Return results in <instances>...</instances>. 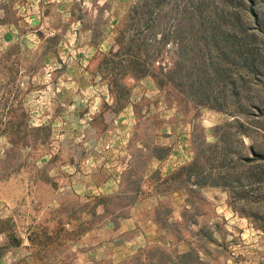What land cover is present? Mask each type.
Segmentation results:
<instances>
[{
  "label": "rangeland",
  "instance_id": "1",
  "mask_svg": "<svg viewBox=\"0 0 264 264\" xmlns=\"http://www.w3.org/2000/svg\"><path fill=\"white\" fill-rule=\"evenodd\" d=\"M146 1V37L162 40L165 72L180 62L179 83L128 75L114 103L106 68L142 0H0V264H264V0ZM188 69L209 78L193 88L219 111L190 99ZM216 134L260 185L160 193L172 171L157 156L190 162ZM151 195L140 232L117 231ZM42 231L51 240L34 247L27 237ZM135 231L145 241L125 250ZM191 250L197 260L178 258Z\"/></svg>",
  "mask_w": 264,
  "mask_h": 264
},
{
  "label": "trees",
  "instance_id": "2",
  "mask_svg": "<svg viewBox=\"0 0 264 264\" xmlns=\"http://www.w3.org/2000/svg\"><path fill=\"white\" fill-rule=\"evenodd\" d=\"M158 4L159 2L157 3V6ZM150 6V2L142 0V2L132 9L130 12V16H132L133 20L131 26H137L138 29L135 30V34H133L131 38L127 39L125 38L127 32L124 30L121 33L123 38L120 43V53L116 56L119 61L110 68H106V75L109 78L107 79V87L113 100H115L114 103H117V97L113 87L119 89V92H117L118 95L126 96L129 94V89L126 88L125 85L120 84V80L128 75L136 80L149 76L161 89L169 83L174 84L175 86L179 83L182 69L180 62L175 61L173 70L165 72V66L160 58L161 49L164 45L162 44V40H159L156 45H154L146 37V34H148L149 31V17L153 13L152 10L150 11ZM158 13L161 15L160 11H158ZM159 18H161V16ZM193 73L194 71L192 69H188L185 74H182L184 76L182 78L190 83V89L187 93L190 99L197 107L219 111V107L213 106L210 103V91H200L193 88L195 82H205L204 80L208 81L209 78L206 76L195 78ZM220 76L222 78V74ZM177 93L179 94L180 92ZM126 102H128V96L126 97ZM13 112V110L10 111L11 114ZM22 115L27 116L25 112H23ZM6 125L8 128L13 127L16 130L19 128V124L14 125L11 120L8 121ZM225 126H229V124H225ZM218 128H216V130ZM214 138L215 142L213 143H206L204 141L200 142L199 149L195 151L194 158L190 162L180 166L160 180V185L166 187V190L160 191V193L168 194L183 190L188 194H192L201 191L203 188H220L227 193H231L233 191L242 190V188L246 186L245 184L249 185L250 179H253L255 183L260 185V173L252 174L250 171L245 173V175L243 172H235V169L238 166L242 167L245 165L244 162H250V158L231 154L228 143L222 136L216 134ZM247 150L254 159L260 158V153L254 150V146H248ZM161 158L163 157L157 156V159ZM247 165L251 170V166L249 164ZM99 200H101L99 202L103 205L104 211L106 212V201L104 198H100ZM132 204L133 203L130 205ZM159 208H156L154 211L156 213L157 211L159 212ZM154 221L156 222L157 219ZM9 239H12L11 246L21 245L22 240L20 238L13 239L10 237ZM27 239L34 247L40 246L41 248L46 245L45 243L47 241L51 240L49 237L45 236L44 231L34 236H28ZM159 252L161 254L165 253L162 250H159ZM192 255L193 252L191 250L190 252L179 255L178 258H192L193 260H197L198 256L192 257ZM122 264H125V262ZM159 264L163 263L160 262Z\"/></svg>",
  "mask_w": 264,
  "mask_h": 264
},
{
  "label": "crops",
  "instance_id": "3",
  "mask_svg": "<svg viewBox=\"0 0 264 264\" xmlns=\"http://www.w3.org/2000/svg\"><path fill=\"white\" fill-rule=\"evenodd\" d=\"M180 155L176 156L173 153H170V155H166L165 157L161 159H155V166H158V170L161 173L167 174L180 165L188 162L191 159V155L183 160L182 162L179 160ZM160 198L159 195H151L144 197L140 199L137 203L134 204V207H132V211L130 212L129 216L125 219H122L120 224L117 227V231H120V233H128L130 231L138 230L137 229L140 226V222H142V213H139L136 209L139 207L142 211L151 210L157 205V200ZM141 212V211H140ZM143 223V222H142ZM147 224H151V222H147ZM152 229H156L154 224H151ZM141 239V240H140ZM145 241L144 236L139 237L137 231H135L134 239L130 241L127 246V248H124L125 250L131 251L132 249L141 247V244ZM130 244H133L134 247H130ZM130 253V252H128Z\"/></svg>",
  "mask_w": 264,
  "mask_h": 264
}]
</instances>
